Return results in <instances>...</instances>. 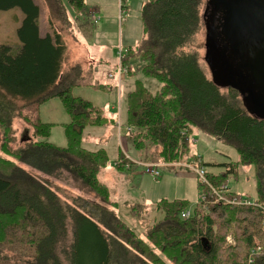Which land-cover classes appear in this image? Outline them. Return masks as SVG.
Here are the masks:
<instances>
[{
	"label": "trees",
	"instance_id": "1",
	"mask_svg": "<svg viewBox=\"0 0 264 264\" xmlns=\"http://www.w3.org/2000/svg\"><path fill=\"white\" fill-rule=\"evenodd\" d=\"M203 1L149 0L143 7L146 35L137 47L127 49L124 62L132 74L133 61L140 59L143 76L161 86L153 93L142 79L136 81L127 95L125 123L132 128L137 149L149 142L166 163L183 161L194 128L233 146L241 163L255 166L256 203L264 205V122L249 113L236 91L214 80L205 59L209 73L198 54L189 50L198 33ZM45 2L53 33L42 36L40 8L33 0H0V11L20 8L24 13L17 31L21 48L0 44V129L5 139L1 150L13 159L0 158L10 168L9 173H0V252L15 253L21 264H222L218 243L223 238L217 225L236 222L245 247L236 264H243L252 247L264 245V214L258 206L204 205L201 185L193 206L187 199L160 200L157 207L165 216L144 236L119 217L109 188L99 180L109 165L106 150L83 148L86 128L111 119L92 101L73 94L85 72L79 63L66 64L70 52L65 36L79 30L89 37V23L71 22L63 0ZM68 2L75 17L85 13L84 0ZM52 97H60L70 116L63 124L66 147L47 140L54 123L39 116L38 106ZM17 120L28 125L33 136L12 149L9 142L17 132ZM128 163L121 154L116 169L124 171ZM236 168L230 163L224 172L208 176L215 185H227ZM64 173L81 180L92 197L80 196L70 203L40 178ZM187 210L190 216L183 217Z\"/></svg>",
	"mask_w": 264,
	"mask_h": 264
},
{
	"label": "rangeland",
	"instance_id": "2",
	"mask_svg": "<svg viewBox=\"0 0 264 264\" xmlns=\"http://www.w3.org/2000/svg\"><path fill=\"white\" fill-rule=\"evenodd\" d=\"M132 2L134 0H131ZM149 0H137V3L132 7V20L128 23L131 14V8L126 9L120 17L121 27L128 24L125 28V35L133 37L134 43L126 46L125 42H120V30L118 29V43L113 44L106 50L104 58L99 56L97 44L101 43V39L108 41L110 38L116 36L115 30H109L102 34H97V23H92L89 17H85L84 22L89 23V31L91 35L86 37L88 42L89 57H98L93 59V70L90 74H84L81 83L74 86L73 94L80 96L84 99L92 101L95 105L103 109V113L109 118L119 117L122 123L117 121L114 124V119L109 123H102L103 125L88 126L83 134V148L86 150H98L104 148L109 156V165L106 169L101 171L99 178L100 181L105 183L111 192V199L118 202L116 212L119 217L126 222L138 235L144 236V233L157 221L164 218V212L157 207L158 201L162 198L174 199L176 197H189L190 206L197 203L199 199L200 182L195 170L185 165H175L174 167H167L164 165L171 164L158 159V149L151 143L146 142L143 150L137 149L131 138L132 128L125 125V110L127 94L130 90L136 87L135 79H142L145 86L150 92L155 93L160 89L161 84L154 78L144 77L141 71L143 63L140 59L133 61L134 72H129L121 80L119 79L120 73L118 64L120 61V50L125 54L123 61L127 55V49L137 47L144 39L145 24L142 15V9ZM68 2V0H67ZM85 6L88 7L87 0H84ZM42 16L40 19V26L47 23L48 17L45 16V6L43 1L40 2ZM69 4V2H68ZM70 5V4H69ZM142 7V8H141ZM206 7V0H204L200 7V25L197 35L194 36L193 41L189 46L191 52L198 54L199 60L204 68L209 70L205 63V44H206V22L204 15ZM14 9V8H13ZM141 9V11H140ZM11 10V9H10ZM18 10V11H15ZM72 11V10H71ZM20 12V13H19ZM23 14L20 8H16L8 12L0 11V31L3 35L11 41L15 40L20 43L17 36V27L21 21L17 22L15 14ZM118 18V16H117ZM104 19V17H103ZM102 19V20H103ZM101 20V19H100ZM99 20V21H100ZM98 21V22H99ZM112 21L108 19L107 22ZM103 22V21H102ZM120 28V26H119ZM93 31V32H92ZM93 34V36H92ZM92 36V38H91ZM96 46V48H95ZM77 63L69 59L66 64ZM82 69L86 71L81 62ZM125 63V62H124ZM128 65L127 63H125ZM129 66V65H128ZM66 69H64L65 71ZM114 73L116 76L111 77L110 74ZM100 80L104 87L93 86ZM33 108L35 106H32ZM39 116L42 121L55 123L52 132L49 136V141L62 147H66L68 139L64 129V123L70 121V116L66 111L60 97H52L38 106ZM17 132L15 136L10 138V147L18 149L23 144L24 140L33 136L32 129L24 122L17 120ZM131 129V131H130ZM123 138V139H122ZM190 138V150H188L182 162L192 161L196 156H200L203 161V168L207 173L220 174L226 170L227 164L234 163L237 166V174L229 175L226 181L231 191L240 195L242 199L251 200L255 202L258 197L256 168L254 165H245L240 162L239 153L233 146L224 143L219 138L210 135L198 128H194ZM3 133L0 129V158H7L13 160L11 157L5 155L1 150V145L4 141ZM121 151L129 159L130 164L126 165V170L117 171L115 163L120 157ZM136 152L138 159L147 158L153 159V162H158L164 167L161 169V176L156 178L151 173L147 172L141 161L136 160V165L132 167L134 162L128 156L132 152ZM136 156V155H135ZM150 163V162H149ZM9 167L0 161V173H9ZM41 179L50 183L54 190L66 201H72L80 196L91 198L88 187L86 188L83 182L69 174H62L60 176L47 179L46 176L41 175ZM187 184V185H186ZM189 186L192 188L189 192L184 190ZM194 190V192H193ZM134 205H145V211L141 209H133ZM236 222L230 224L220 225L222 241L218 243V255L222 259V264H236V261L242 256L245 247L241 246L239 241L238 232L236 229ZM219 234V235H220ZM34 255V254H33ZM17 255L11 252H0V264H21L17 260ZM214 264H218L214 262Z\"/></svg>",
	"mask_w": 264,
	"mask_h": 264
},
{
	"label": "flooded vegetation",
	"instance_id": "3",
	"mask_svg": "<svg viewBox=\"0 0 264 264\" xmlns=\"http://www.w3.org/2000/svg\"><path fill=\"white\" fill-rule=\"evenodd\" d=\"M208 2V0H206ZM248 0L237 5L238 9H245ZM229 5L222 7L219 18L220 26L215 27L218 35L212 31L213 18L209 9L204 11L206 22L205 60L217 59L220 49H223L220 58V73L214 79L226 89L236 91L249 113L259 121L264 122V39L258 34L244 36L245 41L237 42V31L229 23ZM264 13V12H263ZM246 31L251 33L250 28Z\"/></svg>",
	"mask_w": 264,
	"mask_h": 264
},
{
	"label": "crops",
	"instance_id": "4",
	"mask_svg": "<svg viewBox=\"0 0 264 264\" xmlns=\"http://www.w3.org/2000/svg\"><path fill=\"white\" fill-rule=\"evenodd\" d=\"M33 1L40 8L39 24H40V19H41V16H42L41 5H40L41 4L40 3L41 1H43V4L45 6V14L44 15L48 17L47 23H45L43 25L44 27H42V26L39 25V27H40V34L42 36H45L47 34H52L53 33V29L51 28V26L49 24L50 10H49V7L47 6L45 0H33ZM63 1H64L65 5L67 6V9H68V12H69L68 13L69 14V19H70L71 22H73V23L75 22V24H77V21L78 20H82L84 22L85 17H89V19H90V21L92 23L99 24L98 25V28H97V34H102L103 32L104 33L105 32L108 33L109 30H115V32H116V36L115 37L110 38L108 41H105L104 39H101V43H98L97 44V50H98V53L97 54L99 56H102L104 58V54L106 53V50L109 47L112 46L110 43H113V44H117L118 43V35H117L118 29L120 30V42L123 41L126 44H128L126 46H129V45H131V44H133L135 42L134 39H133V37H131L129 35L128 36L125 35V28H126V26L128 24H125L124 25L125 28H123V26L121 27V23H120L119 20H120V17L122 18V15H123L122 14V3H123L125 7L127 6V8H126L127 10H128V8H131V14H130V17L128 19V23L131 22L132 16H133L132 7H134L136 5L137 0H134L133 2L131 0H87L88 7H86L85 13L83 15H81L80 17H75V12L73 11V8L68 4L67 0H63ZM14 9H16V8H14ZM14 9H11V10H14ZM11 10H9V11H11ZM15 11H18V10H15ZM140 11H141V9H140ZM4 12H8V10L7 11H4ZM93 14H96L97 16H100V19L101 20L99 19L100 20L99 22H93L92 21V15ZM15 16H16L17 22H19L21 20L23 21V19H24L23 14L16 13ZM117 16H118V18H117ZM103 17H104V19H103ZM108 19H111L112 21L107 22ZM22 21H21V23H22ZM21 23H20V25H21ZM20 25L17 27V31H18V28L20 27ZM119 26H120V28H119ZM17 36H18V33H17ZM92 36H93V34H92ZM92 36H91V38H92ZM85 40H87L86 36L83 35L79 30H75L73 35H67L64 38L65 44L67 46V49L70 52V59H71V61L72 62H77V63L78 62H81L83 64L84 69L86 70L85 71V74H87V73L90 74V72L93 70V67L92 66H93V64L95 62L93 59H98V57H89L90 56L89 53H88V45L89 44ZM17 41L18 40H15L12 43H9L11 41H9L6 38V36L3 35V32L2 31H0V44L11 46L16 51H18L21 48L22 45H21V42L19 43ZM95 48H96V46H95ZM119 64H120V61H119ZM119 64H118V66H119ZM137 80H138V78L135 79V83H136ZM98 81H100V80H98ZM99 83H101V81L100 82H97V84H99ZM134 89H135V87H134ZM132 90H130V91H132ZM125 119H126V114H125ZM111 120L114 121V124H116L117 121H119L120 123H122V120H121L120 117L117 120L115 118H112ZM68 122L69 121H67L65 123H68ZM47 123H51V122H47ZM130 131H131V129H130ZM47 140H49V138ZM191 140L192 139L189 138V143H190ZM100 149H104V148L102 147ZM189 150H190V146H189ZM92 151H97V150H92ZM121 154L125 156V154H124L123 151H121L120 155ZM132 154H134V156H132L130 153L128 154V156L134 162H136V160H139V162L141 161L142 165L148 164L149 162L150 163L153 162V159H147V158H145V159H143V158L138 159V156H137V154H136L135 151L132 152ZM125 158H126V156H125ZM109 162H110V160H109ZM135 165L136 164H133L132 167H134ZM166 166L168 167V164ZM172 167H174V166H172ZM106 168H104V169H106ZM104 169H102L101 171H103ZM115 169H116V166H115ZM117 171H119V170H117ZM210 174H212V175H218V174H213V173H210ZM99 180H100V178H99ZM103 184H105V183H103ZM190 190H192V188H190L189 186H187V188L184 191L185 192H189ZM109 191H110V189H109ZM193 192H194V190H193ZM110 198H111V192H110ZM162 199H164V198H162ZM166 199H168V198L166 197ZM174 199H187V200H189L190 198L189 197H176ZM174 199H169V200H174ZM111 201H113V200L111 199ZM113 202H115L117 204L116 207H115V209H116L119 204L116 201H113ZM135 206H140L141 209L145 211V205H134L133 207H135ZM159 210H161V209H159ZM161 211H163V210H161ZM157 222H159V221H157ZM157 222H155V223H157Z\"/></svg>",
	"mask_w": 264,
	"mask_h": 264
},
{
	"label": "built area",
	"instance_id": "5",
	"mask_svg": "<svg viewBox=\"0 0 264 264\" xmlns=\"http://www.w3.org/2000/svg\"><path fill=\"white\" fill-rule=\"evenodd\" d=\"M125 11V6L122 3V13ZM100 16L96 14L92 15V21L98 22ZM125 54L122 50H120V64L118 66L121 80L125 75L129 72V66L126 65L123 61ZM111 77H115L114 73L110 74ZM179 165H185L196 171L200 185L205 186V190L203 191L200 200L202 204H215V203H224V204H247L258 206L264 214V205H259L256 202H252L251 200L242 199L239 196H232L231 190L228 185L220 184L215 185L209 178L208 173L203 168V161L200 156L194 157L192 161H186L185 163H178ZM147 172L151 173L156 178L161 176V167L160 163H148L144 164ZM191 214L190 210H187L183 213V217H189ZM263 230H264V218H263ZM243 264H264V245L259 244L252 247L249 251V255Z\"/></svg>",
	"mask_w": 264,
	"mask_h": 264
},
{
	"label": "water",
	"instance_id": "6",
	"mask_svg": "<svg viewBox=\"0 0 264 264\" xmlns=\"http://www.w3.org/2000/svg\"><path fill=\"white\" fill-rule=\"evenodd\" d=\"M241 2L243 0H208L207 10L209 9V15L211 13L213 18L212 31L215 32V35H218V30L215 27L221 25L219 24V18L222 7L229 5V8H227L229 23L237 31L238 43L245 41L244 36L248 38L250 35L257 36L260 34L264 39V0H248V5L245 9H238L237 5ZM247 28H250L251 33L246 31ZM224 52L223 49H220L217 54V59H213L212 61L207 59L210 70L216 79L217 73L221 71L220 65L218 64Z\"/></svg>",
	"mask_w": 264,
	"mask_h": 264
},
{
	"label": "bare ground",
	"instance_id": "7",
	"mask_svg": "<svg viewBox=\"0 0 264 264\" xmlns=\"http://www.w3.org/2000/svg\"><path fill=\"white\" fill-rule=\"evenodd\" d=\"M205 188V187H204ZM233 196H235V195H233ZM238 196V195H237ZM263 205V204H262Z\"/></svg>",
	"mask_w": 264,
	"mask_h": 264
}]
</instances>
